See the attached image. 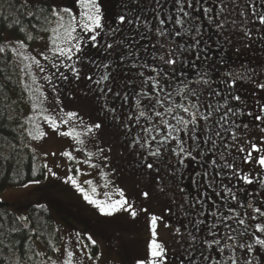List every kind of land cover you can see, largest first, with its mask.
I'll return each instance as SVG.
<instances>
[{
  "label": "snow or ice",
  "instance_id": "snow-or-ice-1",
  "mask_svg": "<svg viewBox=\"0 0 264 264\" xmlns=\"http://www.w3.org/2000/svg\"><path fill=\"white\" fill-rule=\"evenodd\" d=\"M120 4L122 12L115 14L109 24L104 0H68V3L64 0H20L22 14L35 21L32 28L40 35L33 36L20 27L25 39L0 44V53L10 50L25 61H31L25 65L26 69L35 65L40 72H45V66L36 55L20 51L28 48L26 41L45 42L46 52L51 56L45 52L37 55L55 69L50 75L45 74L43 80L56 94V105L60 104V98L54 80L69 79L61 69L66 68L79 80L83 65L107 70L99 79L92 75L86 79L97 86L96 91L102 96L113 93L114 99L126 103L128 91H114L112 82L117 69L130 61L129 67L137 69L135 75L140 78L138 87L141 89L136 94L137 114L126 117L127 121L135 120L143 133H137L129 144L140 157L138 166L148 170L150 175L155 173L160 182L162 172L176 181L183 178L189 166L195 172L192 184L197 195L191 201L187 194L184 196V203L189 204L191 212H183L185 218H193L183 226L185 233L180 227L173 233L179 237L177 243L181 247L182 241L187 242V254L180 264H264V61L233 66L235 58L245 55L254 45L264 51V0H120ZM168 4L171 10L166 7ZM122 32L124 36L117 39ZM101 40L104 41L102 49ZM142 40L150 43L141 44ZM89 47L102 50L107 57H112L113 53L118 55L97 63L87 55ZM139 69H147L149 74L146 76ZM134 83L128 79L124 82L125 89ZM32 84H36L35 76H32ZM173 85L177 86L175 91H168ZM42 88L43 85L35 89L24 85L29 98L35 101L32 110L39 109L40 118L52 132L83 144L75 128L60 130L61 124L68 125L73 119L83 124V118L74 111L65 113L68 119L60 118L59 122L56 116L43 115L48 111L42 107L48 96ZM34 91L39 97L33 95ZM101 110L119 121L115 107L104 105ZM244 117L252 119L244 122ZM142 118L148 126L140 125ZM33 121L34 117L28 116L25 123ZM122 126L131 133L128 123ZM85 127L88 133H94L101 130L103 124L97 122ZM250 127L258 130L259 144L248 139L241 145L240 133L247 132ZM34 130L28 131L32 140L48 135L39 123H34ZM227 133L232 134L231 142L225 140ZM104 151L99 149L100 153ZM60 155L74 159L68 151ZM104 160L108 157L104 156ZM243 165L251 167L245 171ZM44 167L47 169L45 175H56L47 164ZM196 168L200 171H195ZM32 175H36L35 170ZM65 182H70L101 215L112 216L121 211L132 217L137 215L134 205L120 188H116L118 199L105 193L108 199L99 200L93 197L96 187L91 188L90 194L72 175L67 176ZM236 182H241L239 187ZM84 183L91 185L92 181ZM256 184L259 187L254 191L245 187ZM177 187L182 193L185 191L179 184ZM164 190L163 186L159 188L160 192ZM212 193L218 200L212 199ZM241 193L247 199H242ZM142 195L148 198L149 192ZM18 219L25 221L27 217ZM158 220L163 221V217L150 216L153 239L146 257L137 259L136 264H166L167 250L155 239ZM164 226L170 227L166 222ZM27 227L24 224V228ZM87 239L95 245L91 236ZM197 250L199 256L194 257L192 253ZM66 256L64 264H72L75 252L66 250ZM88 259L95 257L88 254Z\"/></svg>",
  "mask_w": 264,
  "mask_h": 264
},
{
  "label": "rangeland",
  "instance_id": "rangeland-1",
  "mask_svg": "<svg viewBox=\"0 0 264 264\" xmlns=\"http://www.w3.org/2000/svg\"><path fill=\"white\" fill-rule=\"evenodd\" d=\"M37 35H40V33H37ZM3 38L2 44L18 39L17 36L7 31L4 32ZM20 51L25 55H36L46 68L45 72H40L35 65L30 70L26 69L25 65L31 63V61H25L22 56L13 53L19 70L22 93L19 113L24 124L22 132L24 133L25 144L35 154L37 160L43 166L47 164L48 167H51L56 175H45L42 180H39L40 183L38 184L28 182L21 186L6 187L0 191V200L7 202L9 209L18 218L21 216L27 217L30 206L45 203L44 194L60 199L67 207H73L76 204L81 205L88 214L96 215L99 212L95 207L88 204L83 199L82 194L70 182H65L67 176L72 175L90 194L91 188L93 186L96 187V193L93 194V197L99 200L108 199L104 195L105 193H108L112 199H118L116 188H120L125 192L126 198L134 205L137 215L132 217L130 213L121 211L112 216H106V218L109 224L120 231L126 230L132 236L130 241L134 247H132L133 252L127 253L129 264H136L137 259L145 258L149 252V245L153 239L150 216L153 214L163 217V221H158L157 223V236L155 239L167 250L166 264H180L179 257L183 255L184 241H182L183 247H181L177 243L179 237L173 234L175 227L171 225L170 227L164 226V218L168 216V211L163 203L162 195L157 193L161 186L166 187L169 185L167 173H161L163 180L160 182V177L155 173L150 175L148 170L138 166L139 159H134L131 156L133 149L126 146L129 140L125 137V131L114 130L107 126L108 122L106 120L100 119L102 114L99 113V108H97L98 94L73 93L74 97L67 101L65 93H59L60 104H55L56 94L51 91L49 85L43 80L45 74L50 75L55 69L42 56L37 55L39 52H45L51 56L50 52H46L45 42L34 39L30 41L28 48L20 49ZM262 61H264V52L256 45L247 51L245 55L235 58V62L238 64L241 62L256 64ZM65 63L71 62L66 61ZM32 76L36 77V84H32ZM25 84L30 85L32 89L43 85L41 90L48 96V100L42 105L48 111L43 113V115L56 116L59 122L60 118L68 119L65 113L74 111L83 118V124L80 123L79 119H73L68 125L61 124L60 127L61 131L75 128V131L80 133L79 139L83 140V144L78 143L72 137H62L51 131L48 125L40 118L42 114L39 109L32 110L31 105L35 101L30 99L28 93L24 90ZM33 95L39 97L38 92L34 91ZM28 116L34 117V121L25 123ZM251 119V117L243 118L244 122H248ZM97 122L103 124L102 129L94 133H88L85 125ZM34 123H39L40 127L48 133L45 138L32 140L28 136V131H35ZM231 135L227 134L225 140L231 142ZM248 139H251L253 143L259 144L258 130L250 127L247 132L240 133L241 145ZM101 148L105 149L103 153L99 152ZM109 148L111 151H108ZM64 151L70 152L74 159L69 160L67 157L60 155ZM89 153H92V156H89ZM233 153L235 154V149H233ZM253 155L255 156L256 153H253ZM104 156L108 157L107 161L104 160ZM91 165H96V167L93 168ZM250 167V165H243L245 171L249 170ZM46 172L47 169L45 168ZM87 180H91L92 184L84 183ZM145 191L149 192L148 198L142 195ZM141 209H147V211H142ZM49 212L58 227L60 242L50 252L41 243L40 239L35 238L33 244L38 254L43 253V255H39L41 260L38 264H53V261H55V264H64L67 259L66 250L75 252L72 264H126L123 256L120 254V259L112 246L105 242L95 244L96 255L93 256L95 259L89 260V247L92 244L87 238L91 236L93 240H96L92 232L88 228L77 224L69 226L62 220L61 213L55 209H49ZM22 223L29 226L28 220L22 221ZM77 233L80 235L77 236ZM135 235H139L140 238ZM55 249H59V251Z\"/></svg>",
  "mask_w": 264,
  "mask_h": 264
},
{
  "label": "trees",
  "instance_id": "trees-1",
  "mask_svg": "<svg viewBox=\"0 0 264 264\" xmlns=\"http://www.w3.org/2000/svg\"><path fill=\"white\" fill-rule=\"evenodd\" d=\"M23 12L19 0H0V44L6 31L18 39H25L20 27L37 36L32 28L35 21H30ZM26 43L29 45L30 41ZM21 96L14 54L11 51L0 53V191L45 177L44 166L25 144L24 124L19 113ZM27 220L29 226L24 228L22 221L9 209V204L0 200V264H38L41 258L33 244L35 238L40 239L49 251L59 244L58 227L44 203L30 206ZM89 250L92 256L96 255L95 245Z\"/></svg>",
  "mask_w": 264,
  "mask_h": 264
},
{
  "label": "flooded vegetation",
  "instance_id": "flooded-vegetation-1",
  "mask_svg": "<svg viewBox=\"0 0 264 264\" xmlns=\"http://www.w3.org/2000/svg\"><path fill=\"white\" fill-rule=\"evenodd\" d=\"M64 3H68V0H64ZM104 3H105V8L107 9L110 17L108 23L111 24L112 19L115 17V14L122 12V6L120 4V0H104ZM166 7L171 10L170 4L166 5ZM149 18H151V13H149ZM127 30H128L127 25H125V32H127ZM124 34H125L124 32L120 33L117 36V39L123 37ZM140 43L148 44L150 43V41L142 40L140 41ZM100 44L102 49L104 41L101 40ZM256 46L259 48L258 45ZM87 55L95 59L97 63H101V62H107L108 59H112L118 54L113 53L112 57H107L102 50L97 51V49L89 47L87 49ZM215 55L216 54L213 53V57H215ZM129 65H130V61H126L125 65L117 69V71L114 73L115 79L112 82L114 91L117 90L121 92H124L125 90L128 91V100L126 103L118 98L114 99L113 93H108L107 97L102 96L98 91H96L97 86L93 84L91 81H88L86 79L88 75H92L94 79H99L100 76L107 71L103 68L97 69L94 68L92 65H83L79 80L74 79L72 77V73L68 71L66 68H62L61 70L64 71L66 75H68L69 79L67 81L54 80V83H56L58 86L59 93H65L66 96L65 98L67 101L74 97L73 93H92L96 95L98 94L97 108H99V113L102 114V117L100 119L103 121L106 120L108 122L107 126L113 128L114 130H117L119 132L125 131L126 133L125 137H127L129 140L128 144H126L125 142L126 146H129L131 139L134 138L137 133H141V128L136 125L135 120L133 121L126 120V117L128 115L137 114L136 99L138 97L136 94L141 91L140 87H138V85L140 84V78H138L135 75L137 69H131ZM236 65H238V63H236L234 60L233 66ZM139 70L144 71L146 76L149 74L147 69H139ZM128 79L133 80L135 83L132 87L125 89L124 82L127 81ZM176 87H177L176 85H173L172 88H169L167 90L174 92ZM144 91H147V88H145ZM67 95H68V99H67ZM176 99L178 100L179 98L176 97ZM104 105H107L109 108L115 107L117 109L115 115L120 118L119 121L113 119L111 113L101 110L102 106ZM123 123H128L129 127L131 128V133H127V130L123 128L122 126ZM140 125L148 126L147 122L143 120V118L140 120ZM227 134L231 135V133H227ZM227 134H225V137ZM131 156L134 159H140V157H138L135 154L134 150L131 153ZM174 162L175 159L173 158V163ZM195 171H200V169L196 168ZM194 175L195 172L193 171L191 166H189V168L184 172L183 178L178 181L174 180V178L170 177L167 174L169 185L164 187L165 189L164 192L157 191L158 194L162 195L163 203L166 205V209L167 210L171 209V212L168 211V216L164 218V221L175 228L181 227L182 233H185L186 231L183 226L187 224L188 219L193 218V216H189L185 218L183 212L184 211L191 212V209L189 208V204L184 203V196L187 194L189 196V200L191 201V198L197 195L196 188L192 184V177ZM236 183H237V187H239L241 182H236ZM177 184H179L180 187H183L185 189L183 193L179 190ZM245 187H247L249 191H254L256 188L259 187V185L256 184L253 186H245ZM209 192L211 193V190H209ZM211 195H212V199L218 200V198L215 196L214 193H212ZM240 195L242 199H247V197H245L243 193H241ZM44 198H45L44 204L48 207V209L51 210L55 209L57 212L61 213L62 215L61 218L63 221H65V223H67L69 226L73 224H77L82 227L88 228L89 231L92 232L93 236L96 238L95 244L101 242L108 243L116 251L119 258L121 259L120 256L121 254L124 258L125 263L129 264L127 253L133 252L132 247L134 246L130 241V239H132L131 238L132 236H130L126 230H122V231L118 230L113 225L109 224L106 216L101 215L100 213L96 215L88 214V212L85 211L81 205L76 204L73 207L70 206L67 207V205H65L60 199L55 198L49 194H44ZM220 202L222 203V201ZM209 203H211V201H209ZM181 205H183V209H181ZM237 211H242V210L237 209ZM188 227L190 229L191 225H189ZM135 236L140 238L139 235H135ZM185 249H187L186 240L184 241L183 255L179 257L180 261L184 259V256L187 254ZM192 254L194 257H198L199 251L197 250ZM185 264H187V262H185Z\"/></svg>",
  "mask_w": 264,
  "mask_h": 264
}]
</instances>
